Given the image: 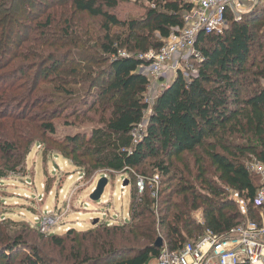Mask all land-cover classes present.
<instances>
[{"label": "trees", "instance_id": "trees-1", "mask_svg": "<svg viewBox=\"0 0 264 264\" xmlns=\"http://www.w3.org/2000/svg\"><path fill=\"white\" fill-rule=\"evenodd\" d=\"M26 1L0 0V180L20 171L31 146L55 133L53 119L66 106L65 119H77L83 109L99 117L84 137L55 144L59 155L87 178L105 174L111 181L127 174L129 181L128 221L49 237L66 251L63 264H146L163 246L176 251L206 231L224 238L247 219L262 223L264 208L254 199L264 183L246 163L264 165V56L251 60L254 48L264 46V4L240 22L230 19L222 35L200 34L203 61L195 62L197 73L186 80L179 72L150 108L149 80L138 73L146 64L140 57L158 51L182 27L189 10L185 0H132L143 10L132 20L113 13L130 0H69L58 17L65 18L64 28L51 26L58 11L48 8L45 14L44 5L32 2L40 11L34 16L25 11L31 3ZM23 14L35 21L30 30L19 27ZM75 14L99 18L101 35L93 40L69 33ZM31 31L41 35L33 39L27 36ZM50 34L56 36L53 43ZM95 89L101 107L87 101ZM76 99L83 108L74 106ZM140 124L145 126L135 140L131 133ZM134 174L158 175L156 194L149 187L139 194ZM233 192L247 201V216ZM26 229L0 223V264H48ZM158 237L161 248L154 247Z\"/></svg>", "mask_w": 264, "mask_h": 264}, {"label": "rangeland", "instance_id": "rangeland-1", "mask_svg": "<svg viewBox=\"0 0 264 264\" xmlns=\"http://www.w3.org/2000/svg\"><path fill=\"white\" fill-rule=\"evenodd\" d=\"M26 2L31 3H29V6L25 9V11L27 9L32 11L35 13L34 16L39 15L40 11H37L32 2L41 3L42 6L44 5V8H46L45 14H47L52 8L53 10L58 11L59 13L56 14L57 18L53 23H51V26L56 28V25L60 23L62 28H64L65 18L58 17H60L62 12L66 11V8L68 10L67 4L69 3V0H27ZM48 8L51 9L47 10ZM22 12L23 11H21V13ZM142 12L143 10L140 6L138 4H134V1L130 0L129 3L121 4L113 13L119 19L132 20L138 18ZM45 14H41L40 16L44 18ZM24 15L25 14L21 15L18 19V23L20 24L19 27H23L20 29H25L27 31L30 30V28H33L35 21L33 22L27 16L24 18ZM71 22L73 23V27H71L68 32L75 34V36H78V34L87 36L89 34L94 40L102 33L100 31L102 21L99 18H91L87 14H75L71 18ZM63 32L65 33L64 29ZM21 33L24 34L23 31ZM40 33L41 31H31L27 36L32 37L33 39H38V36L41 35ZM112 33L119 34V30L113 28ZM49 36L50 38L48 37V40H51L50 42L53 43L56 40V36L51 34ZM34 51V45L31 44L28 49L30 56L33 55ZM119 53L121 56L126 54L124 50L119 51ZM261 56H264V46L262 50L255 47L251 60L258 62ZM188 64L195 68V62H189ZM183 66V63H179L177 68ZM173 78L174 72L167 79H161L159 81H155L151 77H148V80L150 81L145 99L150 108L155 100V97L165 86L171 83ZM63 80L67 82L69 80L68 76L65 75ZM102 81H107V78H102ZM58 85L62 84L58 83ZM97 90L98 89L93 90L91 94L92 96L89 97L92 101L90 102L89 99L87 101L88 103H92L94 101L97 106H103L104 103L102 104V99L98 95L97 96L99 98L95 96L98 92ZM75 104L77 108H83L82 102L77 99L74 101V106ZM65 108L66 106L59 109V113H61L62 116H58L53 119L55 133L53 135L47 134L46 139L40 141V144H34L31 146L29 155L25 158L24 163L22 164L23 168L20 169V167H18L20 171L18 170L15 173L12 172L6 179L0 180V223L12 221L26 226L27 229L25 234L28 235L29 243H33L37 247L39 255H41V257L44 258L48 264H63L62 262H64L67 255L66 251L50 244L49 237L54 234L64 236L69 230L75 227L76 231L78 230L77 232H83L85 230L93 229L94 226L100 223H108L106 224L107 226H112L110 219H113L115 214L125 217L128 214L129 209V188L124 191V195H122V190L120 188L122 182L125 180L124 175L119 177L115 176L114 179L111 181L109 180L103 196L98 202H92L89 199V196L92 189L96 187L97 181L102 178V176H99V174L95 176L93 175L90 178L84 176V180L80 183L75 181L78 176V170H76L68 160H64L62 156L59 155V150L55 144L61 143L62 145H65L66 138L77 135L81 138L84 137L88 132H90V130L97 126L99 114L92 115L86 111L87 109H83L77 119L76 117H68L65 119L63 118ZM147 114L148 113H146V116ZM91 119L94 121H90ZM55 165L60 168L56 172L53 170ZM69 175H73V179L69 180ZM25 181L33 182V185L30 187L32 195L41 193V191H38L40 190L39 187L41 185L44 191L51 189L53 191V195L44 198L42 201L34 198L33 202H31V200L25 201L24 199L15 198V195L23 196L25 194L24 192H28L25 188L29 187L26 186ZM34 185L36 189L34 188ZM60 190L63 191V195H61L62 192L60 193ZM64 196H66L65 199ZM118 197H120L119 200ZM63 200H66L64 205L65 209L64 211L61 210L59 213L61 216L57 226L51 228L47 234L40 233L37 226L34 225V218L45 216L44 210L46 209V206L50 209V211L61 207ZM16 203L17 205H15ZM80 207L82 208L80 209ZM76 211H79L81 215ZM193 217L196 220H200V212L194 213ZM76 218L80 221L77 222L83 224L82 227H78L75 224L72 225V220H75ZM95 220H97L96 223H94ZM68 228L69 230H67Z\"/></svg>", "mask_w": 264, "mask_h": 264}, {"label": "built area", "instance_id": "built-area-1", "mask_svg": "<svg viewBox=\"0 0 264 264\" xmlns=\"http://www.w3.org/2000/svg\"><path fill=\"white\" fill-rule=\"evenodd\" d=\"M185 2L189 5V10L184 14L182 27L174 28L168 38L163 41V46L158 51L149 50L140 57L146 64L138 68V73L147 77V79L151 77L155 81L164 80L173 72V80L179 72L186 80L194 76L197 71L188 63L203 61V57L197 49L199 35H222L227 29L230 19L240 22L254 8L264 4V0H185ZM179 63H183L184 66L177 68ZM144 126L145 124H140L131 133L135 140L140 137V132L143 131ZM58 169L60 168L56 165L53 167L54 172L58 171ZM246 169L251 174L257 175L264 183V165L262 163L252 159L246 163ZM77 175L75 180L77 183L84 180L85 175L83 172H77ZM121 175L118 174L116 177ZM99 176L105 177L108 185L110 178L105 174H99ZM124 176L125 180L120 186L122 195L128 189L129 184L127 174H124ZM73 177V175H69L68 179L71 180ZM158 180V175L149 178L135 175L137 192L141 194L146 187H149L155 188L153 193L155 195ZM125 182H127V185H125ZM25 184L29 187L25 188L28 192H25L23 196H14L13 194L15 198L33 202L34 198L42 201L44 198L53 195L51 189L44 191L42 185L39 187L40 190H38L41 193L32 195L30 187L33 182L25 181ZM34 188L36 189L35 185ZM61 192V195H63L62 190H60ZM231 195L241 214L247 216V201L236 192ZM119 199L120 197H118ZM65 202L66 200H63L62 206L53 211H50L46 206L44 210L45 216L34 218V225L37 226L40 233L47 234L51 228L57 226L61 216L59 213L61 210L64 211ZM254 204L264 208V187L257 192ZM76 212L78 213L79 211ZM128 218V214L125 217L115 214L113 219H110L111 225L123 224L128 221ZM198 222H201V219ZM75 225L77 224L75 223ZM77 226L81 227V224ZM146 264H264V219L261 224L247 219L245 224L232 228L224 238H219L206 231L198 242L185 243L176 251H170L166 246H163L161 252L156 257L151 258V261L149 260Z\"/></svg>", "mask_w": 264, "mask_h": 264}, {"label": "water", "instance_id": "water-1", "mask_svg": "<svg viewBox=\"0 0 264 264\" xmlns=\"http://www.w3.org/2000/svg\"><path fill=\"white\" fill-rule=\"evenodd\" d=\"M125 185H127V182H125ZM107 186V179L105 177L100 178L97 181L96 187L93 192H91L89 199L92 202H98L101 199V196L104 193V190ZM97 220L94 221L96 223ZM163 246V241L161 238H158L154 244L155 248H161Z\"/></svg>", "mask_w": 264, "mask_h": 264}, {"label": "crops", "instance_id": "crops-1", "mask_svg": "<svg viewBox=\"0 0 264 264\" xmlns=\"http://www.w3.org/2000/svg\"><path fill=\"white\" fill-rule=\"evenodd\" d=\"M92 190H93V189H92ZM91 192H93V191H91ZM24 193H25V192H24ZM102 196H103V195H102ZM80 215H81V214H80ZM72 221H73V222H72L73 224H75V223H76L77 225L80 224V223H79L80 221H79L77 218H76L75 220H72ZM77 221H79V222H77ZM82 226H83V224H81V227H82Z\"/></svg>", "mask_w": 264, "mask_h": 264}]
</instances>
